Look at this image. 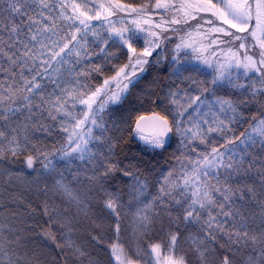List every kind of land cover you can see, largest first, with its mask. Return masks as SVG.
Here are the masks:
<instances>
[{"label": "snow or ice", "instance_id": "6c2138e0", "mask_svg": "<svg viewBox=\"0 0 264 264\" xmlns=\"http://www.w3.org/2000/svg\"><path fill=\"white\" fill-rule=\"evenodd\" d=\"M0 165L39 201L0 223V264H49L37 228L95 264L72 233L119 235L126 208L148 247L116 264H264V0H0Z\"/></svg>", "mask_w": 264, "mask_h": 264}, {"label": "trees", "instance_id": "16d2710c", "mask_svg": "<svg viewBox=\"0 0 264 264\" xmlns=\"http://www.w3.org/2000/svg\"><path fill=\"white\" fill-rule=\"evenodd\" d=\"M146 86V85H145ZM130 149L132 151H138L135 142L130 144ZM146 160L152 159L151 157H145ZM3 166L0 165V168ZM18 167V165L13 166ZM258 167V165H257ZM255 177V171L252 173ZM258 180V177H255ZM81 180L84 181V185L76 184L75 188L79 191H83L84 187L87 186L86 179L82 176ZM7 177L0 176V223L5 221L6 217H10L13 212H20L25 215L33 212L36 209V205L39 203L35 197L27 191L26 184L23 179L13 178L12 183L8 184ZM27 198L31 201V204L22 203L19 207L14 201H20L21 198ZM150 198V197H149ZM128 197H125L127 201ZM51 203L56 208V216L52 221V226L55 229H59V213L64 210V204L61 203L60 197L52 200ZM257 213L259 209H254ZM133 211L127 208L122 213L123 219L121 224V229L119 235L116 232V225L114 218L104 219L103 221H98L95 219H86L84 222L72 233V239L77 245H82L88 252L95 264H116L114 258L111 255V244L119 243L128 252L130 259H136V253L140 252L143 255L144 250L148 247V242L142 234L136 232V224L133 219ZM43 213V208H39L36 212L37 215ZM47 220V216L44 217ZM31 223V220H29ZM105 237L100 247H97L95 243L91 240V237L97 234ZM23 236L30 237L28 239V248L33 251L36 255L40 256L41 261L47 260L49 264H55L54 253L51 249L47 247V241L44 236L40 233V229L37 228L35 232L32 233H22ZM187 235V234H186ZM166 236L163 233H158L153 242H158L164 240L166 242ZM191 242L181 239L179 248L187 249ZM54 247V246H53ZM58 254V250L57 253Z\"/></svg>", "mask_w": 264, "mask_h": 264}]
</instances>
